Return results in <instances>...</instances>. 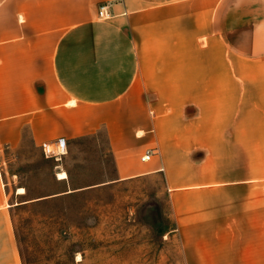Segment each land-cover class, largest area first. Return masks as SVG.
Instances as JSON below:
<instances>
[{"label":"crops","instance_id":"0c3cea01","mask_svg":"<svg viewBox=\"0 0 264 264\" xmlns=\"http://www.w3.org/2000/svg\"><path fill=\"white\" fill-rule=\"evenodd\" d=\"M100 130L118 181L164 176L181 227L229 195L263 228L264 0H0V154ZM8 185L0 264H22Z\"/></svg>","mask_w":264,"mask_h":264},{"label":"rangeland","instance_id":"374dc122","mask_svg":"<svg viewBox=\"0 0 264 264\" xmlns=\"http://www.w3.org/2000/svg\"><path fill=\"white\" fill-rule=\"evenodd\" d=\"M0 166L22 264H264V227L244 226L236 198L197 197L181 227L163 175L117 180L105 130L60 160L26 134Z\"/></svg>","mask_w":264,"mask_h":264},{"label":"built area","instance_id":"2783aa9c","mask_svg":"<svg viewBox=\"0 0 264 264\" xmlns=\"http://www.w3.org/2000/svg\"><path fill=\"white\" fill-rule=\"evenodd\" d=\"M99 16L100 18H109L111 16V13L109 11V4H104L100 6ZM42 147L46 157H53L56 160H60L62 156L68 152L67 140L64 137L58 138L53 143L46 142L43 144ZM154 152V148L148 149L142 159L149 160L154 154Z\"/></svg>","mask_w":264,"mask_h":264},{"label":"bare ground","instance_id":"6f19581e","mask_svg":"<svg viewBox=\"0 0 264 264\" xmlns=\"http://www.w3.org/2000/svg\"><path fill=\"white\" fill-rule=\"evenodd\" d=\"M59 176H61V177H66V176H67V173H66L65 171H62V172L59 173ZM61 177H60V178H61ZM23 191H24V188H20V189H19V192H23Z\"/></svg>","mask_w":264,"mask_h":264}]
</instances>
